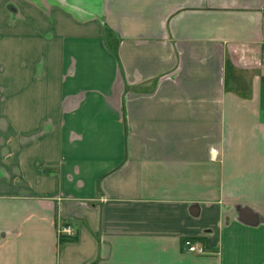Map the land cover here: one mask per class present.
Wrapping results in <instances>:
<instances>
[{"label":"crops","instance_id":"obj_1","mask_svg":"<svg viewBox=\"0 0 264 264\" xmlns=\"http://www.w3.org/2000/svg\"><path fill=\"white\" fill-rule=\"evenodd\" d=\"M0 264H264V0H0Z\"/></svg>","mask_w":264,"mask_h":264},{"label":"built area","instance_id":"obj_2","mask_svg":"<svg viewBox=\"0 0 264 264\" xmlns=\"http://www.w3.org/2000/svg\"><path fill=\"white\" fill-rule=\"evenodd\" d=\"M59 236H66L67 238H75L76 230L72 225H63L58 228ZM184 246L187 248L189 253L197 255H207L209 251L200 242H195L192 239H186Z\"/></svg>","mask_w":264,"mask_h":264},{"label":"trees","instance_id":"obj_3","mask_svg":"<svg viewBox=\"0 0 264 264\" xmlns=\"http://www.w3.org/2000/svg\"><path fill=\"white\" fill-rule=\"evenodd\" d=\"M74 240H75V238L70 239V238H67L66 236H60V241L61 242L74 241Z\"/></svg>","mask_w":264,"mask_h":264}]
</instances>
